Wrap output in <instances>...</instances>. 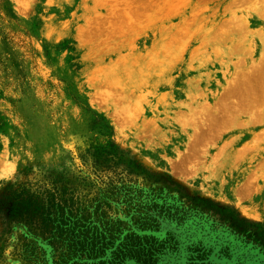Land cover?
Listing matches in <instances>:
<instances>
[{
	"label": "rangeland",
	"instance_id": "1",
	"mask_svg": "<svg viewBox=\"0 0 264 264\" xmlns=\"http://www.w3.org/2000/svg\"><path fill=\"white\" fill-rule=\"evenodd\" d=\"M263 67L264 0H0V264L98 199L172 233L155 264H264ZM154 201L184 222L129 221Z\"/></svg>",
	"mask_w": 264,
	"mask_h": 264
},
{
	"label": "trees",
	"instance_id": "2",
	"mask_svg": "<svg viewBox=\"0 0 264 264\" xmlns=\"http://www.w3.org/2000/svg\"><path fill=\"white\" fill-rule=\"evenodd\" d=\"M106 184L109 194H119L122 190L118 183ZM122 195L125 198L127 194ZM107 202V199H98L79 205L59 200L54 202L57 207L55 211L48 209V202L42 203L40 208L44 211L41 220L27 229L38 230L45 239L44 244L50 248L53 264H126L129 261L155 264L167 248H176L171 232L164 239H159L154 235L139 236L136 232L127 231L130 225L127 221L108 213L111 208H103ZM146 205L140 210L128 203L123 205L130 214L129 221L140 230L156 231L164 218L176 224L184 222L185 212L181 209L172 211L164 203L156 201ZM28 242L18 249L17 256L23 261L22 264H44V250L33 240ZM186 248L191 264H209L204 257H199L201 247L191 243Z\"/></svg>",
	"mask_w": 264,
	"mask_h": 264
},
{
	"label": "bare ground",
	"instance_id": "3",
	"mask_svg": "<svg viewBox=\"0 0 264 264\" xmlns=\"http://www.w3.org/2000/svg\"><path fill=\"white\" fill-rule=\"evenodd\" d=\"M216 52V51H215ZM257 68V67H256ZM264 68V67H263ZM260 71H262V69L260 70ZM263 72V71H262ZM264 76V75H263Z\"/></svg>",
	"mask_w": 264,
	"mask_h": 264
}]
</instances>
